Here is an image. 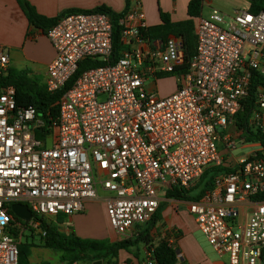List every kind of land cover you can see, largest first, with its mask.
I'll use <instances>...</instances> for the list:
<instances>
[{
    "label": "built area",
    "instance_id": "obj_1",
    "mask_svg": "<svg viewBox=\"0 0 264 264\" xmlns=\"http://www.w3.org/2000/svg\"><path fill=\"white\" fill-rule=\"evenodd\" d=\"M123 49L116 63L82 72L85 60L108 62L114 54V25L101 13H75L45 34L56 56L45 87L63 91L51 132L33 107L18 108L16 90H0V264H19L14 233L37 231L41 221L84 213L107 193L109 224L120 237L156 215L161 192L193 188L209 167L245 142L236 117L258 75L255 109L248 127L264 134V12L244 9L232 15L210 8L195 19L196 48L190 56L179 36L150 39L146 15L131 0L120 19ZM10 69L0 45V76ZM171 75L176 91L162 96L150 80ZM233 129L220 135L218 129ZM235 172L219 175L188 211L198 230L227 264H264V159L241 157ZM28 206L29 222H17L12 206ZM38 218V219H37ZM147 264H156L149 252ZM72 264H79L74 262Z\"/></svg>",
    "mask_w": 264,
    "mask_h": 264
},
{
    "label": "trees",
    "instance_id": "obj_2",
    "mask_svg": "<svg viewBox=\"0 0 264 264\" xmlns=\"http://www.w3.org/2000/svg\"><path fill=\"white\" fill-rule=\"evenodd\" d=\"M21 9L25 13L29 23L44 34L55 26L62 18L75 13H101L108 15L114 25V54L108 62L85 60L79 65V69L74 78L69 82L70 87L78 76L89 69L112 65L116 63L123 49L120 41L121 27L119 21L122 19L131 7V0H126V8L122 13H115L106 6H100L92 10L71 9L63 12L55 18H46L41 16L28 0H17ZM207 0H191L188 5L189 19L184 22L174 23L169 14L160 11L161 25L148 27L144 30L146 37L150 39L166 40L170 36L182 37L187 46L190 56L194 55L196 48V37L194 34L195 19L202 13L203 3ZM248 11L254 14L264 12V0H248ZM262 79L256 75L252 79L251 92L245 108L236 117V127L243 130V138L247 143H257L261 150L256 153L257 158L264 159V134L259 131H253L248 127V119L255 109V98L257 87L262 84ZM14 87L16 90V100L18 108L33 107L36 109L39 118L44 121L45 128L36 133L39 139L44 138L45 133H50V118L56 119L59 115L58 102L63 93L51 94L46 87L31 81L23 74L11 73L10 69L6 75L0 76V90L6 87ZM236 165H229L224 162L220 166L209 167L200 178L199 182L191 189L172 188L165 193V198L169 200L192 202L198 201L209 190L213 188L214 180L217 176L235 172ZM258 200L264 199V194L256 197ZM166 208L165 203H161L154 218L145 224L139 226L137 235L130 239L120 240L111 243L108 240L84 239L76 235H68L61 231L59 225L64 222L63 217H58L54 223H49L44 219H38L46 230V236H41V247L53 250L61 254V262L64 264H92L96 261H105L109 264H118L117 258L120 251L132 252V249L143 244L152 251V258L156 264H178L179 251L177 247L170 244L168 239H163L157 245L152 244L151 230L156 227L162 219V212ZM17 222H21L15 217ZM18 232L14 235L16 236ZM33 246V245H32ZM19 264H30L29 255L19 247Z\"/></svg>",
    "mask_w": 264,
    "mask_h": 264
},
{
    "label": "crops",
    "instance_id": "obj_3",
    "mask_svg": "<svg viewBox=\"0 0 264 264\" xmlns=\"http://www.w3.org/2000/svg\"><path fill=\"white\" fill-rule=\"evenodd\" d=\"M28 1L41 16L46 18H55L71 9L92 10L100 6H106L119 14L124 12L126 8V0ZM140 1L146 15L148 27L162 24L161 10L169 14L171 21L174 23L189 19L188 5L191 0ZM205 5L209 9L212 8L210 2L205 1L203 8ZM201 15H203V9ZM0 45L5 46L8 50L11 73L23 74L31 81L45 85L47 68L55 59L56 53L46 35L29 23L17 0H0ZM173 83L174 88L162 96L170 95L176 91L174 79ZM260 150L261 146L258 151ZM250 155H247V157ZM238 159L239 156L232 157V162L235 164ZM161 198L162 203L166 204V208L162 212L161 221L151 230L152 244L157 245L161 240L168 239L170 244L178 248V264H227L226 259L221 258L208 242H203L196 235L199 230L188 211L189 202L169 200L165 196ZM96 201L88 203L84 213L71 217L61 216L64 218V222L59 225L61 231L84 239L108 240L111 243L120 241V239L132 238V233L135 230L124 239L112 230L106 205L102 204V206L96 208L94 207ZM181 205H187L186 210H181ZM139 247L140 245L133 248L135 250L132 249V252L120 251L116 260L117 263L147 264L150 259L148 248L143 245V250H141ZM97 262L109 264L105 261H96L92 264ZM29 263L33 264V258L29 259Z\"/></svg>",
    "mask_w": 264,
    "mask_h": 264
},
{
    "label": "rangeland",
    "instance_id": "obj_4",
    "mask_svg": "<svg viewBox=\"0 0 264 264\" xmlns=\"http://www.w3.org/2000/svg\"><path fill=\"white\" fill-rule=\"evenodd\" d=\"M207 2H210V5L213 9H217L223 13L232 15L235 10L238 9H244L247 10L249 6L248 0H207ZM209 7L207 5L203 8V14L205 17H207L209 13ZM170 78V79H168ZM171 75L164 76L158 78V80H150L148 82V86L152 87L154 86V82L157 83V90L160 95H163L170 90L174 88V83ZM220 135L225 134H232L233 129L232 127L229 128V130L224 131L222 129H218ZM260 149V145L257 143H247V142H240V139L237 140L236 144V150H233L232 153L228 152L225 148V144L223 142H220V153L222 157V162H226L229 165H236L232 162V157H247V155L256 153L255 151H258ZM164 192H161V197H164ZM107 197V193L101 190V188L98 189V199L94 203V207L98 208V206H102V204H105V198ZM176 204L175 202H171ZM187 205H181V210H186ZM49 223H54V221L49 220ZM139 232L138 229H136L132 234L137 235ZM15 234V233H14ZM196 235L203 241L207 242L204 235L199 231L196 233ZM128 236V235H127ZM16 238L19 242V247L24 250L30 258H33V264H64L61 262V254L58 252H55L53 250L45 249L41 247V235L37 231H26L22 236L20 234H16ZM126 238V236L122 237V239ZM121 240V239H120ZM33 245V246H32ZM140 249H142L143 244H139ZM137 247V246H136ZM135 250V249H133ZM29 258V259H30Z\"/></svg>",
    "mask_w": 264,
    "mask_h": 264
},
{
    "label": "water",
    "instance_id": "obj_5",
    "mask_svg": "<svg viewBox=\"0 0 264 264\" xmlns=\"http://www.w3.org/2000/svg\"><path fill=\"white\" fill-rule=\"evenodd\" d=\"M12 211L16 218H18L21 221L29 222L33 219V215L31 211L29 210L28 206L21 205V204H15L12 206ZM95 264H102L101 262H97Z\"/></svg>",
    "mask_w": 264,
    "mask_h": 264
}]
</instances>
